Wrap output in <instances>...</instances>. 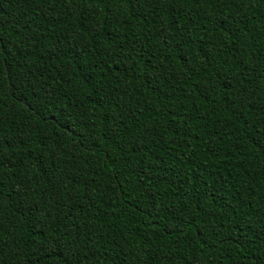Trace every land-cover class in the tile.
<instances>
[{
	"label": "trees",
	"instance_id": "16d2710c",
	"mask_svg": "<svg viewBox=\"0 0 264 264\" xmlns=\"http://www.w3.org/2000/svg\"><path fill=\"white\" fill-rule=\"evenodd\" d=\"M0 264H264V0H0Z\"/></svg>",
	"mask_w": 264,
	"mask_h": 264
}]
</instances>
